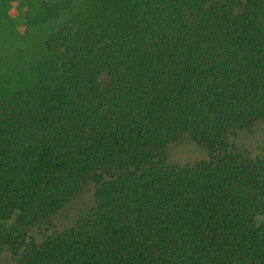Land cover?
Wrapping results in <instances>:
<instances>
[{
  "label": "trees",
  "instance_id": "1",
  "mask_svg": "<svg viewBox=\"0 0 264 264\" xmlns=\"http://www.w3.org/2000/svg\"><path fill=\"white\" fill-rule=\"evenodd\" d=\"M235 2L51 4L49 65L0 98L10 264H264V150L236 141L264 121V0ZM185 136L205 159L171 158Z\"/></svg>",
  "mask_w": 264,
  "mask_h": 264
},
{
  "label": "rangeland",
  "instance_id": "2",
  "mask_svg": "<svg viewBox=\"0 0 264 264\" xmlns=\"http://www.w3.org/2000/svg\"><path fill=\"white\" fill-rule=\"evenodd\" d=\"M244 0H236L239 11ZM59 4L57 11L67 15L74 12L73 6H80L81 0H0V98H10L20 88H25L45 71L52 57L45 41L60 24L62 16L47 17L51 14V4ZM238 144L252 154L264 150V121L252 130L244 131L236 138ZM171 158L179 164L193 163L207 157L206 150L182 137L170 147ZM93 188L85 186L81 191L53 216V225L64 227L75 221L91 207ZM45 228V227H44ZM41 227L34 225L30 234L40 236ZM2 264H10L11 253L1 251Z\"/></svg>",
  "mask_w": 264,
  "mask_h": 264
}]
</instances>
